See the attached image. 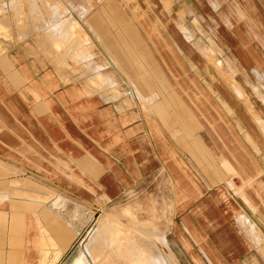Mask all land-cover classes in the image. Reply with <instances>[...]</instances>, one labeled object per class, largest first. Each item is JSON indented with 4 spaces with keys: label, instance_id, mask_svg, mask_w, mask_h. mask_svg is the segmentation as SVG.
Instances as JSON below:
<instances>
[{
    "label": "rangeland",
    "instance_id": "obj_1",
    "mask_svg": "<svg viewBox=\"0 0 264 264\" xmlns=\"http://www.w3.org/2000/svg\"><path fill=\"white\" fill-rule=\"evenodd\" d=\"M12 62L46 71L132 183L116 181L109 202L60 190L47 176L69 166L19 141L0 153V264H19L28 212L43 238L37 264H56L77 237L89 260L80 251L70 264H264V0H0V65ZM87 160L96 164L86 152L79 167Z\"/></svg>",
    "mask_w": 264,
    "mask_h": 264
},
{
    "label": "crops",
    "instance_id": "obj_2",
    "mask_svg": "<svg viewBox=\"0 0 264 264\" xmlns=\"http://www.w3.org/2000/svg\"><path fill=\"white\" fill-rule=\"evenodd\" d=\"M13 70L24 76L26 81L21 85L14 83L13 79L8 76ZM47 85H54V82L48 80L46 71L42 73L25 62L21 65H16L12 62V67L0 65V153H5L7 157L13 156V150L18 148L19 141L25 142L26 147L33 151V158L41 154H49L55 159L64 161L65 165H68L69 169H71L70 173H67V170L59 171L65 176L58 173L57 177L47 176V179L43 177L49 183L58 186L60 190L66 192L80 189L84 197H94L99 195L101 191V195L107 196L106 200L109 202V198L111 199L114 194L116 181L123 188L127 184L132 183V176L114 154L96 144L95 140H90L76 126L70 115L67 114L59 97ZM33 90L37 91L39 97H37L38 95H33ZM177 112L181 120L186 124V128L191 130L192 126L189 125L187 118L183 114L191 118L193 116L192 111L180 104L177 107ZM198 126L202 127L201 125ZM128 129L131 130L130 128ZM7 149H9V152ZM86 152L96 160V164H91L87 160V168L84 170L79 167L78 161L85 157ZM244 155L248 158L253 175L257 174L255 170H259L258 174H260L261 169L256 161L248 153ZM244 157L241 156V159ZM251 161L254 162V168ZM220 165H223L229 172L228 167L232 164L226 160V156H222L220 157ZM253 175L251 174V176ZM56 182L59 183L57 184ZM258 185H264L263 179L258 181ZM179 187L188 195H194L195 193L194 187L188 182H182ZM91 188L94 189L95 194H93L94 192L92 193ZM241 196L247 204L257 211L247 193L242 192ZM1 198L3 197L1 196ZM230 205L234 206L232 203ZM40 216L41 224L45 225L43 217L41 216V218ZM0 218L2 219L3 216L0 215ZM71 226L74 228L72 224ZM253 227L260 234L261 230L256 223L253 224ZM38 231L36 215L33 212H28L24 220L21 251L18 255L19 264L38 263L39 248L35 244L37 240L34 242V237L43 239L41 235H37ZM79 239L77 237L68 248H66L68 246L66 244V249L62 252L56 264H70L80 251H83L89 260V255L84 251L85 242L83 245L80 242L77 244ZM60 241L62 242V240ZM62 244L63 246L65 245L63 242ZM4 248L7 249L8 247L5 245ZM44 254L46 256L48 250ZM191 255L195 260L199 259L195 252H192ZM3 262L8 264L6 255Z\"/></svg>",
    "mask_w": 264,
    "mask_h": 264
},
{
    "label": "bare ground",
    "instance_id": "obj_3",
    "mask_svg": "<svg viewBox=\"0 0 264 264\" xmlns=\"http://www.w3.org/2000/svg\"><path fill=\"white\" fill-rule=\"evenodd\" d=\"M39 12H40V11H39ZM39 17H40V15H39ZM41 23H42V22H41ZM42 24H43V23H42ZM58 29H59V28H58ZM70 29H73V27L70 28ZM54 31H55V30H54ZM58 33H59V32H58ZM65 36H66L65 38H67V35H65ZM68 36H69V35H68ZM61 37H63V35H62ZM65 38H64V39H65ZM68 39H69V38H68ZM47 40H49V39H47ZM66 40H67V39H66ZM51 46H52V45H51ZM58 48H59V47H58ZM66 48H67V47H66ZM72 48H73V47H72ZM84 51H85V50H84ZM81 56H82V55H81ZM83 57H84V56H83ZM83 57H82V58H83ZM85 57H86V56H85ZM103 75H105V76H102V75H101L102 78H103V77H104V78L107 77L106 74L103 73ZM99 76H100V75H99ZM101 76H100V77H101ZM97 77H98V76H97ZM106 79H107V78H106ZM107 80H109V79H107ZM107 82H108V81H107ZM112 84H113V83H112ZM112 84H111V85H112ZM138 94H139V93H138ZM141 97H142V96H141ZM19 182H20V181H19ZM22 184H23V183H22ZM16 185H17V184H16ZM18 185H19V184H18ZM5 187H6V186H5ZM7 187H8V185H7ZM21 187H22V186H21ZM4 189H5V188H4ZM6 189H7V188H6ZM14 190H15V189H14ZM10 191H11V190H10ZM13 192H14V191H13ZM17 192H18V191H17ZM25 192H26V191H24V194H25ZM9 193H10V192H9ZM29 193H30V192H29ZM47 193H48V191H47ZM25 195H26V194H25ZM38 199H39V198H38ZM100 219H101V218H100ZM104 220H106V218H104ZM104 220H101L102 223L99 221L101 225H100V226H97V228H101V229H102L103 227L108 228V227L105 226V224L107 225V222L109 223V221H104ZM66 226H67V225H66ZM107 226H108V225H107ZM66 228H67V227H66ZM97 228H96V229H97ZM101 229H100V230H101ZM68 231H69V230H68ZM70 231H71V230H70ZM96 231H97V230H96ZM98 231H99V230H98ZM104 232H105V231H104ZM96 233H97V232H96ZM100 233L102 234V232H100ZM72 235H73V233H72ZM105 235H107V234H105ZM108 235H109V234H108ZM97 236H98V233H97V235H95V239H96ZM92 237H93V236H92ZM107 238H108V237H107ZM98 240H99V239H98ZM106 240H107V239H106ZM88 243H89V242H88ZM88 245H89V244H88ZM64 247H65V246H64ZM81 254H82V253H81ZM132 260H133V259H132ZM196 261H197V260H196ZM198 261H199V260H198ZM151 262H152V261H151ZM197 263L202 264V263H200V262H197Z\"/></svg>",
    "mask_w": 264,
    "mask_h": 264
}]
</instances>
